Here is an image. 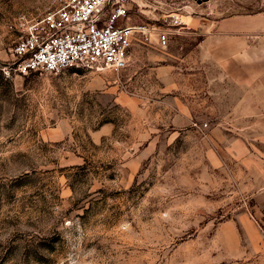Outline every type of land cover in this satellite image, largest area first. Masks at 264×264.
<instances>
[{"label": "rangeland", "instance_id": "1", "mask_svg": "<svg viewBox=\"0 0 264 264\" xmlns=\"http://www.w3.org/2000/svg\"><path fill=\"white\" fill-rule=\"evenodd\" d=\"M61 2L0 0V264H264V76L204 43L264 0L132 1L164 45L119 72H18L19 18Z\"/></svg>", "mask_w": 264, "mask_h": 264}, {"label": "built area", "instance_id": "2", "mask_svg": "<svg viewBox=\"0 0 264 264\" xmlns=\"http://www.w3.org/2000/svg\"><path fill=\"white\" fill-rule=\"evenodd\" d=\"M131 4L132 0H62L38 20L22 15L20 35L10 51L15 69L22 74L75 67L122 71L133 42L147 44L156 34L164 45L168 36L150 24H126Z\"/></svg>", "mask_w": 264, "mask_h": 264}, {"label": "crops", "instance_id": "3", "mask_svg": "<svg viewBox=\"0 0 264 264\" xmlns=\"http://www.w3.org/2000/svg\"><path fill=\"white\" fill-rule=\"evenodd\" d=\"M140 4L146 3L147 0H132ZM126 24H139L131 22L130 14ZM209 36L204 43H210L214 47L224 50L220 46L231 38L230 43L235 46L232 50L235 52L228 56H209V62L213 64H230L229 70L236 73L252 74L255 81L251 82L247 87L254 88L258 86V80L261 74L264 76V11L253 14H237L228 19H220L209 25ZM136 43L133 42L132 46ZM131 46V47H132ZM227 94H232L227 92ZM239 93L237 92L236 95ZM249 95H256L254 91H250Z\"/></svg>", "mask_w": 264, "mask_h": 264}]
</instances>
